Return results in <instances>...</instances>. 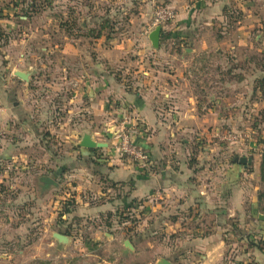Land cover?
Returning a JSON list of instances; mask_svg holds the SVG:
<instances>
[{"label":"rangeland","instance_id":"rangeland-1","mask_svg":"<svg viewBox=\"0 0 264 264\" xmlns=\"http://www.w3.org/2000/svg\"><path fill=\"white\" fill-rule=\"evenodd\" d=\"M112 1L116 15L103 46L136 48L138 63L126 69L121 66L131 61L130 52L117 55L111 64L93 50L97 41L89 34L90 24L104 13L105 0H0V264H154L155 249L170 246L172 236L187 234L163 232L160 219L170 223L178 217L184 228L192 225L189 207L177 214L175 204L164 199L144 205L136 198L128 207L112 205L96 215H77L82 209L117 202L112 199L129 188L106 177L103 151L92 157L78 152L84 133L105 142L103 132L115 125L112 159L129 162L151 177L162 167L144 149L148 168L119 152L120 133L132 139L140 127L150 137L157 127L152 132L138 117H118L112 100L96 114L91 107L95 100L87 91L97 82L108 84L98 92L107 99L123 90L162 97L175 90L194 97L196 114L209 109L203 127L195 123L194 130L177 134L168 128L171 115L162 125L169 154L184 159L194 179L199 175L205 183L217 184L240 155L264 158V0H130L124 9L129 13L122 11L120 0ZM173 2L214 11L211 22L201 16L192 25L196 40L189 46L196 52L185 50L187 43L178 46L168 39L158 48L151 45L148 33L157 26V10H174L175 18L159 25L163 36L175 31L178 9ZM93 4L98 7L93 9ZM139 8L144 11L141 21L126 20L137 18V13L141 17ZM83 18L87 29L80 26ZM65 39L71 42L68 48H83L65 50ZM16 71L24 72L27 80L18 78ZM166 80L175 87H163ZM166 106L159 101L155 108ZM63 165L71 167L61 171ZM45 177L57 185L45 187ZM53 232L66 235L68 242L59 244ZM123 240L133 246L127 248Z\"/></svg>","mask_w":264,"mask_h":264},{"label":"crops","instance_id":"crops-1","mask_svg":"<svg viewBox=\"0 0 264 264\" xmlns=\"http://www.w3.org/2000/svg\"><path fill=\"white\" fill-rule=\"evenodd\" d=\"M99 1L102 2L104 0ZM139 2H141V0H139ZM105 3L104 13L95 15L93 20H91V28H88L91 37H95L94 40L97 41L93 50L98 55H105L107 61L111 64L116 60V57L130 52L131 61L127 63V60H125V63L121 66L126 69L129 65L131 66L138 63L137 59L133 56L136 48L133 49L128 46L125 50V48H122L120 45L112 47L103 46L105 37L107 36L106 38H108V28L111 29L113 27L114 15H116L113 10L115 6L111 7V5H109V3L113 4L114 2L112 0H105ZM119 3L122 11H124L125 7L128 8L130 6V0H120ZM172 5L174 8L178 9L175 20L176 28L175 31L169 32L166 36L161 34L158 47L161 46L164 39H168L172 42H178V46L187 43L188 45H184V49L196 52L195 48L189 46L192 41L196 40V36L194 37L196 33L190 32V30H192V25L196 21V17H200L202 20V16L203 18H207V21L211 22L212 15L210 12L212 8H209V6L203 7L201 6L203 5L202 3H198V7L200 6L199 8L203 7L201 11L193 10V8L186 9L187 7H185L184 4L179 6L180 4L176 5L173 2ZM145 6L146 5L142 8ZM95 7L97 8L98 6L93 4V9ZM142 8H139L141 17L140 13H137V18L130 19L126 17V20L132 22L133 20L141 21V18L144 17V11H141ZM124 13L129 12L124 11ZM204 23L208 24V22ZM80 26L82 29H87L88 22L85 19L81 20ZM99 30L105 34L96 37ZM89 34L87 33L86 35ZM65 40V50L70 49L72 53H75L77 47H80V49L83 48V46L79 45L75 47V50L68 48L67 45H71V42L67 41V39ZM112 42L113 41H110L108 44ZM213 42L217 44V42L220 41ZM207 47L208 46H202V49H207ZM137 53L139 52H136L135 55ZM186 53L188 52L186 51ZM94 73L97 74L95 69ZM169 83L170 81L166 80L163 82L162 86L169 88L175 87L173 83ZM101 84L102 83L97 82L98 86L89 88L87 91L88 96L95 100V104L91 105L92 109H94L96 114L103 113L102 110L107 107L106 103L112 100L114 105L118 107L119 112H115L114 109V112L118 113V117H138V119L146 123L148 129L152 128V132L157 127L156 133H152L150 137H145L139 127L140 131L134 134L132 140L139 148L150 152L152 158L158 163H161L162 167L156 176L151 177L136 171L137 169L133 168L129 162L128 164L118 159H112L114 150L112 149L110 140L114 138L116 127L115 125L109 127L107 131L103 132V136L106 138L105 142L103 139L96 140L93 137V140L105 143V147L92 150L78 147L77 150L81 155L86 157H92L95 154L100 155L99 151H103L106 154V160H103V162H106V164L103 165L106 174H108L106 177L113 182L125 183L129 188L124 192V195L120 194L112 199L118 200L117 202L108 201L110 203L100 205L98 208L82 209L77 215L82 216L86 212L87 214L96 215L102 211L112 209V205L128 207L131 205L130 201L136 198L139 201L142 199L144 205L152 203V201L157 199L172 201V204H175L176 209H178V212L176 211L177 214H179L184 207H189L188 209L192 211V214L188 216V220L192 221L190 222L192 225H188L184 228L179 223L178 217H172V221L167 223L166 219L160 216V218H162L158 223H160V229L163 232L169 231V235H174L176 231H187L188 235L182 234L181 232L182 235L179 238L172 236V240L169 243L170 246H158L160 250L157 248L154 251V253H156L154 264H156L160 258L168 260L171 264H264L263 155L259 154V156L256 153L251 156L240 155V157L251 158V162L247 163L245 166L235 158L229 168L223 172V176L217 184H215V181L214 184L213 182L207 183V181L205 183L199 175L195 176L196 179H194L190 174L191 169L188 166L189 164L184 162L185 160L180 156L177 157L174 152L169 154V147L164 144V138L161 136L165 135L167 130L162 125L167 116L171 115V123L168 125V128L172 126L171 128L176 129L177 134L185 130H194L193 125H195V123L197 124L196 128L203 127L205 124L201 122L203 118L208 115L209 109L200 113L201 115L196 114L193 105L195 100L194 97L188 94L177 93L175 90L163 94V97L158 95L153 96L147 92L128 93L130 90H123L122 94L118 96L111 95L110 97L108 96L107 99L98 96L99 89H103L108 85L104 84L102 86ZM159 101L168 103V106L163 107V109L155 108V105L158 104ZM171 108L173 111H171ZM120 110H123L124 114H122ZM171 133L173 134V132ZM161 143L163 148L160 146ZM168 155H172L170 160L166 159ZM70 167L71 166L63 165L60 170H68ZM162 203L163 202H160V204ZM154 204L158 206L159 202H154ZM185 204H188V206H184ZM147 209L148 208L145 207V211ZM160 213L163 215V208ZM200 216L202 217V221H197L196 218ZM147 230H149L150 233H155L150 228ZM191 230L193 232H191L192 234L189 236ZM183 236H185V238H183ZM94 237V239H99L97 233H94ZM165 238V235L161 237V241L162 239L165 240ZM169 238L171 239V236ZM251 238L253 239L251 241L253 245L248 246V240L250 241ZM124 242L125 240L122 241V243ZM131 244V246H133V243ZM156 244H158V242H156ZM148 264L152 263L148 262Z\"/></svg>","mask_w":264,"mask_h":264},{"label":"water","instance_id":"water-1","mask_svg":"<svg viewBox=\"0 0 264 264\" xmlns=\"http://www.w3.org/2000/svg\"><path fill=\"white\" fill-rule=\"evenodd\" d=\"M160 36H161V26L157 25L149 34L148 38L151 42V45L153 48H158L159 45V40H160ZM187 51H189L187 49ZM15 75L22 79V80H27V75L24 72L21 71H16ZM77 146L79 148H83V149H88V150H92V149H98V148H102L105 147L106 144L105 143H101V142H97L95 140H93L91 134L89 133H84ZM237 161H239L241 164H243L244 166L247 163L251 162V158H246V157H239L237 158ZM44 182V186L48 187L50 185H54L56 186L57 183L50 177H45L43 179ZM53 238H55V240L59 243V244H65L68 242V237L62 233L59 232H53L52 234ZM125 245L127 246V248H131V244L129 243L128 240L125 241ZM156 264H171L168 260L164 259V258H160Z\"/></svg>","mask_w":264,"mask_h":264},{"label":"built area","instance_id":"built-area-1","mask_svg":"<svg viewBox=\"0 0 264 264\" xmlns=\"http://www.w3.org/2000/svg\"><path fill=\"white\" fill-rule=\"evenodd\" d=\"M175 12L171 8H161L156 11L154 24L159 25L165 21L172 20L175 18ZM118 149L119 152L132 158L139 164L140 167L148 168L147 155L140 148L132 144L131 139L128 135L120 133L118 136Z\"/></svg>","mask_w":264,"mask_h":264},{"label":"trees","instance_id":"trees-1","mask_svg":"<svg viewBox=\"0 0 264 264\" xmlns=\"http://www.w3.org/2000/svg\"><path fill=\"white\" fill-rule=\"evenodd\" d=\"M100 33H98L97 35H99ZM131 141H132V144H134L135 146H137L135 143H134V141L131 139ZM137 147H139V146H137ZM142 149V148H141ZM129 206H131V205H129ZM253 239L251 238L250 239V241L248 240V246H252L253 245V243L251 242ZM257 244V243H256ZM255 244V245H256Z\"/></svg>","mask_w":264,"mask_h":264}]
</instances>
